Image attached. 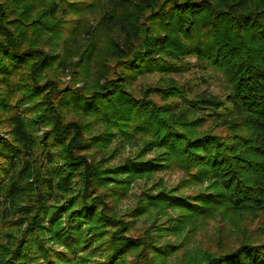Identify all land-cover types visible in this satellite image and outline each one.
<instances>
[{"label": "trees", "instance_id": "trees-1", "mask_svg": "<svg viewBox=\"0 0 264 264\" xmlns=\"http://www.w3.org/2000/svg\"><path fill=\"white\" fill-rule=\"evenodd\" d=\"M113 32L119 37L96 63L95 84L63 90L54 79L42 80L61 63L56 48L65 37L90 36L78 64L86 68L96 59L100 34ZM185 56L221 72L228 94L188 99L176 86L155 87L148 94L159 103L125 90L137 76L177 72L174 61ZM107 58L122 72L109 77ZM171 98L177 102L168 104ZM62 109L93 119L69 124ZM0 114L9 128V139L0 137V229L11 224L21 233L14 250L5 252L9 245L0 242V264H163L185 248L183 238L158 244L163 233L189 235L209 220L242 214L255 227L240 232L237 223H225L234 246L216 254L189 251L185 258L264 264V0H0ZM219 121L214 131L201 130L203 122ZM48 124L38 138L37 126ZM98 124L106 131L85 139L82 130ZM117 134L146 137L144 151L160 152L104 166L102 149ZM170 170L183 174L179 189L165 191L161 183L146 189L127 213L130 221L117 217L115 207L136 179ZM198 186L193 194L180 192ZM151 213L154 222L165 218L154 226L158 237L127 235L133 221ZM98 253L104 260L91 262Z\"/></svg>", "mask_w": 264, "mask_h": 264}, {"label": "rangeland", "instance_id": "rangeland-1", "mask_svg": "<svg viewBox=\"0 0 264 264\" xmlns=\"http://www.w3.org/2000/svg\"><path fill=\"white\" fill-rule=\"evenodd\" d=\"M88 24L91 26L90 30L93 27V17H88ZM119 34L117 32H113V34L105 35L100 34L99 36V46L95 55L94 61L91 63V67L85 65H79V61L82 58V50L83 46L86 44V40L90 38L89 35H75L65 37V42L56 48L58 52V56L60 57L61 63L58 65H53L51 74L50 70L43 73L42 80L46 79H54L60 88L63 90H71L72 88L86 89L91 85L95 84L97 81V62L102 60V58L107 54L104 49L109 47L110 41L117 40ZM65 44V45H64ZM48 48L44 49V52L47 51ZM108 64V71L110 72L109 77H112L113 74L122 72L116 65V61L112 58L106 59ZM174 63L179 66V70L177 72L169 73V74H159L152 73L145 76H137L130 80L129 83L125 86V90L131 93L135 98H142L144 95H148V98L154 100L155 102H159L160 100L154 94H148L153 91L155 87H169L176 86L177 88L183 90L186 93V97L188 99H192L195 96H216L219 98H223L228 94V85L225 82L223 75L221 72L216 71L208 66H206L203 62H199L196 58L192 56H185L178 61H174ZM100 84H104V80H99ZM172 102H177V99L171 98L167 100V103L170 104ZM29 105L25 104L23 108H27ZM174 107L178 110H181L182 107L179 105H175ZM63 114V118L65 122L69 124H86V122L93 119L92 116L78 120L77 114L69 109L60 110ZM201 115V112H196L194 114L195 117ZM4 117L0 114V120ZM80 124H79V123ZM215 123L219 122H203L202 131L210 130ZM218 124L212 128L214 131L217 128ZM72 129V126H71ZM75 129V128H73ZM50 130V125H42L37 126L35 135L39 137H43L45 133ZM9 128L6 123L0 121V137H4L5 139H9L8 135ZM106 128L103 125L98 124L97 126H89L85 130H82L83 136L85 139L105 132ZM219 132V131H217ZM111 144H108L106 148L102 149L104 152L103 156H108L103 162H107L104 166H116L122 163L124 160H133L136 157L142 156L145 159H153L158 154V150L154 151H144V145L149 141L146 137H135L131 140L123 138L121 135H116L111 138ZM98 147H101L98 145ZM97 148L93 147L89 153L95 152ZM103 166V168H105ZM108 172V171H106ZM107 174V173H104ZM183 178L182 172L179 170H170L168 172H163L157 174L153 177V179H145L138 178L136 179L132 185H130V189L128 191V198L123 200L121 203L117 204L114 212L117 217L123 218L125 221H130L128 218L129 215L127 213L134 208V205L138 199V197L142 194V192L149 188L157 190L158 184L161 183V189L165 191H174L179 189V182ZM110 186V185H109ZM205 186V185H204ZM182 189V188H181ZM200 189V187L190 188L187 190H181V193L184 194H193L194 191ZM147 191V190H146ZM25 200H20L17 202L18 205L25 204ZM112 207H108L107 211H110ZM171 213V212H170ZM171 215H174L171 213ZM237 218H231L229 220H224L223 218L213 219L207 221L203 227H198L196 232H193L189 235L182 234L180 237H175L172 235H161L156 233L154 226L160 223L165 218H160L154 222V214H144L139 217L136 221H133L131 224L133 229L127 234L132 238H137L143 235L144 231H147L149 234H153L158 239L156 240L158 244H178L181 242L185 244V248L178 251L177 254L168 257L163 264H188V259L185 258L186 252H194L195 250L208 251L210 254H216L219 252L218 247L221 249H226L232 247L236 244V237L233 234H229L230 226L226 227L227 222H234L240 226V232L251 231L255 227V221L252 219L253 217L249 214L237 215ZM9 227H12L10 229ZM24 228V226L22 227ZM21 228V230H22ZM9 233L11 237H6L4 234ZM187 235L188 241L184 242V238ZM239 236V235H238ZM21 238V233L16 231V227L9 224L8 227L0 229V242L8 244V248L5 249V252H9L10 250H14L16 245L18 244ZM47 243V242H46ZM98 244V243H96ZM180 245V246H181ZM47 246L52 247L56 251H64V248L54 244L47 243ZM5 256H1L0 258ZM134 256H129L127 258L128 262H132ZM103 256L96 255L92 257L91 262H102ZM161 262L159 260L156 263ZM155 263V264H156ZM27 264H45L42 259H39L37 262L28 261Z\"/></svg>", "mask_w": 264, "mask_h": 264}]
</instances>
